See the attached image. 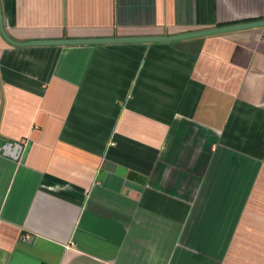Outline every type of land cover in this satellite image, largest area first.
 Instances as JSON below:
<instances>
[{
	"label": "crops",
	"instance_id": "crops-1",
	"mask_svg": "<svg viewBox=\"0 0 264 264\" xmlns=\"http://www.w3.org/2000/svg\"><path fill=\"white\" fill-rule=\"evenodd\" d=\"M0 5L21 43L264 19V0ZM0 264H264V27L206 36L196 57L0 34Z\"/></svg>",
	"mask_w": 264,
	"mask_h": 264
},
{
	"label": "water",
	"instance_id": "water-1",
	"mask_svg": "<svg viewBox=\"0 0 264 264\" xmlns=\"http://www.w3.org/2000/svg\"><path fill=\"white\" fill-rule=\"evenodd\" d=\"M264 27V19L217 27L213 29H205L200 31H193L169 36H152V37H116V38H100V39H65L55 41H30V42H16L12 40L5 32L2 18V11L0 5V34L9 44L24 47V46H46V45H95V44H124V43H172L173 48L182 51L190 56L196 57L201 49L203 38L210 35H217L229 33L234 31H241L253 28ZM105 172L114 173L120 177H125L127 171L124 167L116 165L111 162H106L104 165Z\"/></svg>",
	"mask_w": 264,
	"mask_h": 264
}]
</instances>
